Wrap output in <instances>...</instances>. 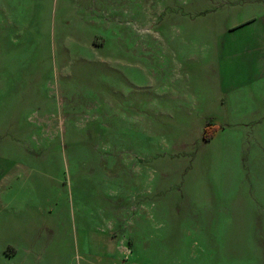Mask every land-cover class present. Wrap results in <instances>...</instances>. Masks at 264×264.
I'll use <instances>...</instances> for the list:
<instances>
[{
    "label": "rangeland",
    "instance_id": "obj_1",
    "mask_svg": "<svg viewBox=\"0 0 264 264\" xmlns=\"http://www.w3.org/2000/svg\"><path fill=\"white\" fill-rule=\"evenodd\" d=\"M0 264H264V0H0Z\"/></svg>",
    "mask_w": 264,
    "mask_h": 264
}]
</instances>
